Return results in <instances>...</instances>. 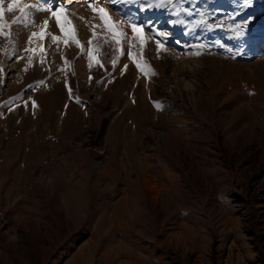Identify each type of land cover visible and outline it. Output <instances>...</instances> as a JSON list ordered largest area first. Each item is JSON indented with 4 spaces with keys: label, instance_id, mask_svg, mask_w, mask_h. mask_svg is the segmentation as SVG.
<instances>
[{
    "label": "rangeland",
    "instance_id": "374dc122",
    "mask_svg": "<svg viewBox=\"0 0 264 264\" xmlns=\"http://www.w3.org/2000/svg\"><path fill=\"white\" fill-rule=\"evenodd\" d=\"M218 1L0 0V264H264V0Z\"/></svg>",
    "mask_w": 264,
    "mask_h": 264
},
{
    "label": "snow or ice",
    "instance_id": "6c2138e0",
    "mask_svg": "<svg viewBox=\"0 0 264 264\" xmlns=\"http://www.w3.org/2000/svg\"><path fill=\"white\" fill-rule=\"evenodd\" d=\"M15 6H16L15 0H13V3L9 4V6H8V11H12L13 7H15ZM35 7L36 6L32 5V4H26L23 7H20L21 18H26L27 17V15H28L27 9H31V8H35ZM93 10L96 11L99 14L100 19L104 22V25L108 29V31L112 32L113 38L116 40V43H119L120 42L119 37L122 35V33L117 32L116 28L114 27V23L111 21V18L108 16V14L106 13L105 9H103V8L95 9L94 8ZM64 13H65V10L64 9H60L59 11H53L52 15L55 18L56 24L60 28L61 32L66 37H69V38L73 39L77 43V45H79V41L75 40V36H74V33H73L72 29L65 27V23H69L70 24V22H67L66 18L64 19V21H62V16H64ZM2 16H3V10L0 9V18H2ZM16 22H18V21H13V23H16ZM47 24H48V22L45 21V27H47ZM2 28H3V25H0V29H2ZM132 28H133L134 32H142V29L137 28V26L135 24L132 25ZM37 35H39V37L41 39H43L45 33L43 31L41 33H39V34L38 33H32L33 37H35ZM93 35H95V33ZM52 39H53V41H56L58 39V37L53 36ZM141 42L143 43L142 39H141ZM91 43H92V41L89 40V44H91ZM89 59L90 60L93 59L91 53L89 54ZM137 67L138 68L140 67V65L138 63H137ZM126 68H127V66H125V69Z\"/></svg>",
    "mask_w": 264,
    "mask_h": 264
},
{
    "label": "bare ground",
    "instance_id": "6f19581e",
    "mask_svg": "<svg viewBox=\"0 0 264 264\" xmlns=\"http://www.w3.org/2000/svg\"><path fill=\"white\" fill-rule=\"evenodd\" d=\"M148 1V0H147ZM218 2H222V0H219ZM173 8L172 7H169L168 12H163V17L164 18H170V17H173L174 15V11H171ZM161 17V16H160ZM163 18V19H164ZM180 17L177 16L176 19L174 20L173 24H172V29L174 31L177 30V27H178V23H177V19H179ZM261 20V18H260ZM171 26V24H170ZM176 29V30H175ZM262 30L264 31V27H262ZM199 31H201V29H199ZM202 32V31H201ZM208 33V32H207ZM207 33H204L205 35H207ZM210 34V33H209ZM208 34V35H209ZM201 35H203L201 33ZM221 35H224L223 37L225 39H234V36H228L226 35L225 33L221 34ZM245 43L248 45V48L252 51V53H254L255 55H259V54H262L264 52V34H261V35H257V36H249L247 37L245 40Z\"/></svg>",
    "mask_w": 264,
    "mask_h": 264
}]
</instances>
